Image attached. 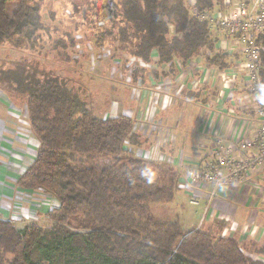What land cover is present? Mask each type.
<instances>
[{
  "label": "trees",
  "instance_id": "16d2710c",
  "mask_svg": "<svg viewBox=\"0 0 264 264\" xmlns=\"http://www.w3.org/2000/svg\"><path fill=\"white\" fill-rule=\"evenodd\" d=\"M9 1L0 0V49L35 56L45 43L40 8L14 0L19 6L8 17ZM111 4L115 11L108 16L118 19L110 41L120 53L140 63H149L156 53L160 64L204 54L210 65L229 66L231 54L217 47L218 35L196 18L226 11L230 4L225 0ZM257 43L262 47L259 76L264 97V30ZM24 58L28 68L22 66L23 73L16 74L14 67L15 77L0 79L1 88L20 97L29 131L38 142L33 162L16 185L43 192L57 205L45 214L50 228L33 223L17 228L0 218V264H264V243L253 245L247 254L234 238L157 219L153 208L172 203L178 190L179 174L171 163L130 148L140 144L132 117H98L90 101L69 89L54 70ZM96 158L110 163L96 164Z\"/></svg>",
  "mask_w": 264,
  "mask_h": 264
},
{
  "label": "crops",
  "instance_id": "0c3cea01",
  "mask_svg": "<svg viewBox=\"0 0 264 264\" xmlns=\"http://www.w3.org/2000/svg\"><path fill=\"white\" fill-rule=\"evenodd\" d=\"M217 37V47L231 54L227 68L208 64L204 54L186 62L176 59L171 64H160L153 53L149 63L141 62L137 106L133 110L124 107L136 89L128 100L123 98L121 105L112 106L111 102L110 107L113 114L116 111L132 117L134 131L147 142L145 151L139 149L137 153L163 157L178 172L173 202L178 197L199 211L198 222L188 216L189 221L182 227H199L213 236L234 238L248 254L253 245L264 243V169L253 171L243 184L221 186L215 191L210 184L192 182L188 175L214 160L217 145L235 148L237 137H256L260 125V119L244 105L241 46L230 38ZM18 113L16 104L0 91V218L13 224L23 221L25 225L47 218L46 212L57 203L43 192H27L16 185L38 147L33 134H17ZM36 200L50 207H39Z\"/></svg>",
  "mask_w": 264,
  "mask_h": 264
},
{
  "label": "rangeland",
  "instance_id": "374dc122",
  "mask_svg": "<svg viewBox=\"0 0 264 264\" xmlns=\"http://www.w3.org/2000/svg\"><path fill=\"white\" fill-rule=\"evenodd\" d=\"M111 1L27 0L28 4L40 8L41 23L46 27L43 34L45 43L42 49L35 53L42 57L25 54L24 51L20 50L7 52L3 48L0 49V79L9 74L12 77L14 67L16 74L23 73L21 67L28 68L27 63L24 62L27 58L24 57H28L33 62L36 61L40 68L54 70L56 74L64 78L69 89L90 101L89 106L98 117L105 118L118 115L119 112L116 111L113 114L110 107L111 102L112 106L121 105L123 98L128 100L133 91L137 89V93H133V99H129L124 106H130L128 108L133 110L138 102L137 87L141 83L140 74L143 69L141 70V63L137 58L120 53L116 49L118 46L116 42L111 43L110 41L114 38L113 35H110V30L116 26L115 23L118 19L114 16H108L115 11ZM18 6L17 1H9L6 5V15L12 17ZM104 6L108 7L104 8ZM7 60H11L12 63L7 62ZM0 91L17 106L19 112L16 115L19 121L17 134H26L27 132L31 134L27 124L26 107L19 102L20 97H14L7 89L1 87ZM3 110L5 111V109ZM25 129L28 130L25 131ZM139 141L140 144L137 146H130L135 152L139 149L145 151L147 142L142 139ZM94 162L99 165H107L110 160L108 158H96ZM49 198L51 197L49 196ZM46 199L48 196L45 195L43 200L46 201ZM36 201L39 207L45 206L47 208L49 206V203H45V201ZM53 201L51 199V202ZM51 206L54 207V205ZM153 214L157 219L181 223L183 221L181 225L184 227L185 223L189 221L188 216L191 218L194 216L193 221H199L198 207L189 205L187 201L179 200L178 197L166 206L154 207ZM30 223L42 228H50L52 225L48 218H40L35 222H25V225ZM23 224L24 222L21 221L15 225L17 228H22L25 226ZM69 229L75 230L72 227ZM251 256L256 258L254 255Z\"/></svg>",
  "mask_w": 264,
  "mask_h": 264
},
{
  "label": "built area",
  "instance_id": "2783aa9c",
  "mask_svg": "<svg viewBox=\"0 0 264 264\" xmlns=\"http://www.w3.org/2000/svg\"><path fill=\"white\" fill-rule=\"evenodd\" d=\"M225 2L230 4L226 11L197 14L196 18L206 21L222 39L230 38L241 46L244 105L260 119V125L256 137H237L235 148L217 145L214 160L188 173L192 182L201 186L210 184L213 191L221 186L243 184L253 171L264 169V97L259 76L262 47L257 43L258 34L264 30V0Z\"/></svg>",
  "mask_w": 264,
  "mask_h": 264
}]
</instances>
